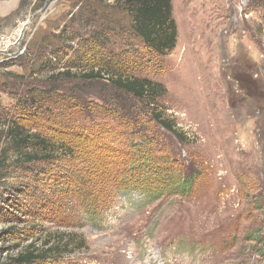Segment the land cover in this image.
Wrapping results in <instances>:
<instances>
[{
  "label": "rangeland",
  "instance_id": "374dc122",
  "mask_svg": "<svg viewBox=\"0 0 264 264\" xmlns=\"http://www.w3.org/2000/svg\"><path fill=\"white\" fill-rule=\"evenodd\" d=\"M118 1L0 0V36L21 30L28 57L0 66V132L11 118L55 141L74 132L67 121L91 132L90 142L106 143L99 158L113 156L123 166L134 156L113 148L143 142L167 157L173 175L191 178L189 191L170 180L160 188L156 181L135 186L110 171L98 177L89 171L90 157L97 159L87 149L71 159L16 166L10 159L0 171V264H17L13 259L29 251L36 257L21 264H264V0H172L177 39L164 56L129 37ZM104 25L111 61L122 50L124 64L166 88L152 105L183 140L140 102L126 110L133 120L126 128L103 114L104 94L109 103L117 96L104 81L58 79L64 88L85 86L83 107L64 110L65 121L53 120L61 112L56 103L37 115L34 106L23 109L32 88H48L67 68L82 70L87 37ZM138 47L142 57L135 56ZM99 130H107L104 138ZM134 166L136 177L144 173ZM77 168L84 184L72 178ZM84 195L95 201L91 210L81 203Z\"/></svg>",
  "mask_w": 264,
  "mask_h": 264
},
{
  "label": "trees",
  "instance_id": "16d2710c",
  "mask_svg": "<svg viewBox=\"0 0 264 264\" xmlns=\"http://www.w3.org/2000/svg\"><path fill=\"white\" fill-rule=\"evenodd\" d=\"M118 3H120L122 7L121 13L129 19V37L134 39V42H138L145 51L155 56H164L173 49L177 39V25L172 15V0H121V2L118 1ZM98 28L99 29L91 30L87 37V51L89 52L90 57L86 59V62L88 60V63L85 64L82 70L72 72L70 68H67L66 70L59 71L58 74L54 76V82L48 84V88H40V90L32 88V90H30L33 91L31 95L32 97L27 94L23 109L28 112L27 110H30V108L34 106L31 113L37 115L39 112H44L50 102L56 103L61 112L58 116L53 118V120L56 122L65 121L64 118L63 120L61 119L64 115V110L81 108L85 102V86L80 83L83 82L89 85V82L104 81L108 83V85L114 87V95H117L113 98V101H111L112 105L121 107L122 109L119 108L120 111H118L115 107L109 105L111 103L104 99L107 98V95L104 94L101 101L106 104V106L99 107V110L102 112L104 111L103 114L110 115L111 113V119H116L115 122L122 124L123 127L126 128L132 124L133 121L126 110L129 109L130 104L132 105L131 102H140L148 108V113L151 118L160 127L173 134L179 140H183L184 134L174 126L173 121L165 117L161 112L155 110V107L152 105L155 98L166 92V88L163 84L146 76L136 74L128 64H124L125 60H128V57L125 58V56H123L122 53L124 52L122 50L119 51L118 61H111L108 56H111L112 53L109 48L107 49L108 40L110 38L109 35L103 31H106L107 26H98ZM135 39H138V41ZM134 51L136 57H142L144 54L141 53L142 50L139 47L138 49L135 48ZM25 58L28 59L27 56H25ZM26 65L30 70V64ZM46 65H48L47 67L50 66V64H41V66ZM38 66H40V64H38ZM71 67L81 66H78L77 64V66ZM32 71L35 72L34 69ZM62 77L70 80L78 79V81L82 82H75L64 88V86L61 87V85L58 84V79ZM113 102H115V104H113ZM84 106L88 107L90 106V103H87ZM41 118L43 119V117ZM64 124L66 129H73L74 132H71L70 136L67 135V138L58 136V140L54 141L56 138H47L37 130L31 131L26 124L19 122V120L8 119L6 123L2 124L0 132V171L2 168L9 167L8 161L10 159L13 161V164L10 165L15 166L44 160H57L58 157L62 158V156L70 157L71 159V157L76 155L80 157L84 156L83 153H86L85 149H87L88 154L85 155L89 156V154H91L97 159L93 161L89 156L91 163H94L95 165L91 164L92 166L89 171L91 174L95 173L98 177H101L104 171H110L117 173L118 176L123 175L128 177V180H131L135 186L138 184L141 186H149L151 182L156 181L160 184V188L167 183V180H170L175 186L180 187V192L183 194L189 191L191 178L182 175L179 172L176 175H173V171L165 164L167 157L144 148L143 142L131 140L126 146H117L116 148H113L114 151L119 152L126 150V153L129 155L127 157L128 159H131L130 155L134 156L135 160H129V162L133 163L130 165L128 164L129 166L127 165V167L126 165L123 166L122 163L120 164V160L117 161L113 156L106 155L108 159L105 158V160L99 158L98 153H100V146L104 147L106 143H101L95 138L94 142L97 144L90 142V140L93 139L91 132L68 127L69 123L67 121ZM75 132L79 139L73 136ZM61 133L64 135L65 132ZM98 133H102V138H104L105 134H107V130H104V132L99 130ZM144 141L148 140L145 139ZM73 145L78 147L81 151L76 152L79 149L75 147L73 148ZM133 153L136 154L134 155ZM111 161L115 162L111 163ZM95 163L98 164L96 165ZM134 164L137 166L139 165L138 169L140 167L142 168V171L144 172L142 175L136 177L135 169L133 168L136 166H134ZM80 170L81 169L78 168L73 170L72 174L74 177L72 178L77 183L84 184L83 180L80 181ZM164 174H166V176H164ZM92 176L94 175L87 177V179H92ZM66 179V183L70 184L72 180L71 176H67ZM83 197L85 199H83L81 203L84 207L86 206L91 210L95 201L91 200L88 195L86 197L84 195ZM89 212L91 211H88V213ZM34 257H36V254L29 251L28 253L18 255L13 259V262H16L17 264L30 263L34 260Z\"/></svg>",
  "mask_w": 264,
  "mask_h": 264
},
{
  "label": "built area",
  "instance_id": "2783aa9c",
  "mask_svg": "<svg viewBox=\"0 0 264 264\" xmlns=\"http://www.w3.org/2000/svg\"><path fill=\"white\" fill-rule=\"evenodd\" d=\"M21 33V30H17L0 36V66H3L4 61L12 60L26 53L27 42L23 43L24 38L21 40Z\"/></svg>",
  "mask_w": 264,
  "mask_h": 264
}]
</instances>
